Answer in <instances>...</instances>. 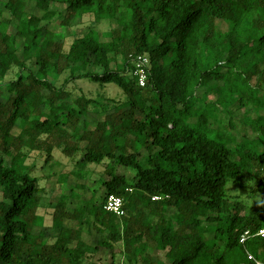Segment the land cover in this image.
Returning a JSON list of instances; mask_svg holds the SVG:
<instances>
[{"label":"trees","instance_id":"1","mask_svg":"<svg viewBox=\"0 0 264 264\" xmlns=\"http://www.w3.org/2000/svg\"><path fill=\"white\" fill-rule=\"evenodd\" d=\"M86 14L117 26L91 25L66 49L51 25L71 29ZM140 56L150 61L145 86ZM67 73L62 86L50 78ZM77 81L98 91L74 94ZM234 104L253 139L239 141L233 121L216 117ZM255 108L264 110V0H0V264H92L102 247L109 264L264 263V115L252 117ZM34 152L46 164L57 152L80 156L78 178L106 164L109 177L83 209L55 207L50 237L27 164ZM250 185L246 198L229 194ZM111 195L123 199V217L105 210ZM86 214L99 245L82 239Z\"/></svg>","mask_w":264,"mask_h":264},{"label":"rangeland","instance_id":"2","mask_svg":"<svg viewBox=\"0 0 264 264\" xmlns=\"http://www.w3.org/2000/svg\"><path fill=\"white\" fill-rule=\"evenodd\" d=\"M33 4V3H32ZM31 6V5H30ZM56 9L62 10L64 6H55ZM95 15L86 14L81 24L75 25L71 29H65L57 26V24L51 25L56 31L63 32L65 35L66 49H69L72 42L79 35L85 34L91 25L100 32L109 30L111 27L117 26L115 20L97 21ZM79 22V21H78ZM78 22L76 24H78ZM218 27L222 31H226L228 26L224 22H218ZM173 55L171 54L172 58ZM69 77V74H64L61 77L52 75L50 78L57 83L58 86H62L65 80ZM257 79L252 83L255 85ZM68 88L74 92V94H80V90H84L86 93H92L95 95L98 91V86L92 83L77 81L70 82ZM110 95L112 97L118 96L125 98L122 91L114 86L110 87ZM218 99V94L215 92L210 93L206 96L207 103H214ZM246 114V109L239 104H234L228 109L219 108L216 112V117L221 120L223 125L228 124L230 120L236 126V129L232 130V133L238 137L239 141L244 138L253 139L256 135L252 133L251 130L244 126V117ZM264 115V110L255 108L252 113V117ZM95 122V121H93ZM18 129L15 133H18ZM231 131L230 128H225L224 133ZM80 159V156L76 158H67L64 155L57 152L55 158L49 164L45 163V156L38 153H30L27 160V164L33 168L32 176L37 178L38 185L41 189L42 203L40 209V215L44 219L43 229L47 231L48 237L53 234L52 230V215L55 212V207L62 204L66 212L74 213L83 209L85 206L90 204L92 197L99 196L103 193V181L109 179L107 173L105 172L106 164H92L87 166L86 170L83 172L80 178L75 176V166L76 162ZM119 170L126 175H133V172L125 169L124 167L119 168ZM252 190V186L240 187L232 186L230 187L229 194L232 196H241L242 198L248 197ZM260 197V196H258ZM257 198L256 200H259ZM257 205L256 207H258ZM64 224L68 227H78L80 224L73 221L71 217L66 218ZM93 219L89 214H86L83 218L82 224V239L85 243L92 246L99 245L101 236L93 229ZM118 248L120 246H117ZM120 264H126L123 258H120ZM111 262V252L105 248H100L98 253L93 258L92 264H109Z\"/></svg>","mask_w":264,"mask_h":264},{"label":"built area","instance_id":"3","mask_svg":"<svg viewBox=\"0 0 264 264\" xmlns=\"http://www.w3.org/2000/svg\"><path fill=\"white\" fill-rule=\"evenodd\" d=\"M150 65L149 58L147 56H140L136 60V75L139 78V83L141 86H145L146 79H147V68ZM124 201L121 197L111 195L108 197L106 204H105V210L111 213H114L118 217H123L125 215V209H124ZM248 234V233H246ZM260 235L264 236V230L260 232ZM246 240V235L242 238V242ZM256 264H264L261 261H256Z\"/></svg>","mask_w":264,"mask_h":264}]
</instances>
